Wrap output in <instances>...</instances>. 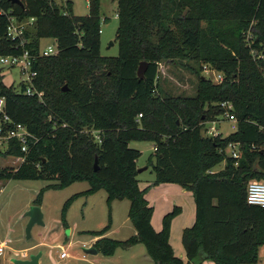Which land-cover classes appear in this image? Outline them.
<instances>
[{
    "label": "trees",
    "instance_id": "trees-1",
    "mask_svg": "<svg viewBox=\"0 0 264 264\" xmlns=\"http://www.w3.org/2000/svg\"><path fill=\"white\" fill-rule=\"evenodd\" d=\"M21 2L0 0V55L28 49L34 86L43 94L39 99L22 84L15 92L0 82L4 112L35 136L27 152L15 139L0 152L20 160L0 167V180H52L56 187L86 180L84 194L102 188L108 204L128 199L136 234L120 242L102 236L105 228L93 231L104 255L117 244L141 242L151 264H255L264 245V207L247 203L246 188L251 180L264 182V0H117L116 56L100 54V0H88L85 15L74 14L70 0ZM10 16L32 19L22 39L8 37ZM44 38L57 46L55 55H38ZM176 59L209 64L222 80L199 75L194 95L161 96L159 63ZM141 61L147 67L138 78ZM223 101L232 103L235 130L203 134L204 123L222 114ZM132 141L155 147L145 164L153 183L193 193L194 222L181 233L186 260L169 242V217L179 207L160 230L151 224L152 206L137 179L141 151ZM230 143L238 144V157L227 154Z\"/></svg>",
    "mask_w": 264,
    "mask_h": 264
},
{
    "label": "rangeland",
    "instance_id": "rangeland-1",
    "mask_svg": "<svg viewBox=\"0 0 264 264\" xmlns=\"http://www.w3.org/2000/svg\"><path fill=\"white\" fill-rule=\"evenodd\" d=\"M70 1L72 2L74 14H87L88 0ZM56 2L59 5H64L65 0H56ZM116 3L117 0H100V54L103 56L117 55L116 29L118 20L116 17ZM49 42H51L50 39L44 38L41 40L40 46L44 47ZM217 73L219 72L205 63L200 64L185 59L163 60L159 63L156 93L161 96H192L195 94L199 75L216 82ZM24 77L25 75L20 72L18 67L0 65V82L6 87H10L13 91H19L21 84H25ZM234 125V122L222 119V116L218 115L215 120L204 123L203 134H214L215 130L210 129L212 126L216 131L218 130V133L227 136L235 130ZM129 145L141 151V156L137 162L140 167H144L148 156L153 153L152 142L132 141ZM6 149L7 144L1 142L0 152L3 153ZM226 152L229 153L230 149H227ZM19 161L16 157L0 155V167L16 166ZM223 166L224 161L220 162L214 169L220 170ZM138 174L139 187L144 189L145 199L152 206L151 224L155 230L161 229L164 216L170 213L174 206L180 207L178 213L169 217V242L173 251L177 247L183 249L180 228L187 219L190 220L188 225H186L187 227L193 223L192 191L188 190L186 194L180 193L179 189L182 186L177 183H153L154 173L150 166H145V169ZM53 183L55 182L52 180L43 179L0 180V242L7 240L6 247L0 253V264H16L13 261L14 259L22 260L25 255L39 252L38 247L30 249L28 247L40 240L46 243H54L55 234H58V242L63 245H66L69 239L74 241L75 237L70 235L68 229L64 228L62 223V219L66 217V214L69 217L66 222L74 225L75 223L79 224L78 231L81 232H76V235H92L93 231H99L103 228L106 229L105 233H107L120 223L123 216H127L126 224H123L119 231L115 230L106 234V236L110 239L124 242L130 236L136 234V230L128 218L130 205L128 199H113L108 204L106 192L102 188L93 193L84 194L82 193L85 190L83 188H88L89 185L86 180L74 181L62 187L53 186ZM75 189L83 191L77 197L69 200L75 195ZM164 196L169 200L168 204L161 202L160 198H164ZM36 199L43 205V207L40 206L43 214V225H33L30 231V238L26 239L25 228L28 217L24 216V213L32 205L26 207V204ZM64 205L66 208L63 210ZM112 205H114L113 210ZM116 205L118 207H115ZM121 205H125V208L122 209ZM62 212L64 215H62ZM121 213L122 216H120ZM46 223H48L47 227ZM130 228L134 229L133 233ZM41 248L49 249L46 246ZM68 250L71 255L75 254L74 248ZM78 250L79 256L86 257L82 251V246H79ZM141 252L146 253L145 245L141 242L128 246L120 243L117 244L110 255H104L100 252L98 257L102 259L107 257L109 262L105 264H148L144 259H141ZM59 253L60 249H51L48 254L49 259L45 264H81L74 258L60 260L58 258ZM174 254L179 256L175 252ZM201 264H214V262L204 260Z\"/></svg>",
    "mask_w": 264,
    "mask_h": 264
},
{
    "label": "built area",
    "instance_id": "built-area-1",
    "mask_svg": "<svg viewBox=\"0 0 264 264\" xmlns=\"http://www.w3.org/2000/svg\"><path fill=\"white\" fill-rule=\"evenodd\" d=\"M9 24L7 27V35L11 39L20 38L22 39V35L28 23L32 21H17L14 17H9ZM101 32V28L99 29ZM23 40H21L22 43ZM58 52V48L54 42L47 43L44 47L40 46L39 56L46 57L55 55ZM34 56L30 54L28 49H24L22 53L19 54H8V55H0V65L2 66H15L18 67L20 72L25 75L24 77V89L27 95H37L39 99L41 98L43 92L38 91L34 86V79L37 74L36 70L32 68V61ZM216 83L222 80L221 73L216 74ZM220 107L222 108V119H227L235 123L234 127L236 128V118L232 112L233 106L229 101L220 102ZM140 114L138 115V117ZM210 129L215 130L214 134L217 135L218 130L214 127H210ZM12 139H15L19 143L20 150L22 152H27L28 143L35 139V136L28 131L25 125L21 123H14L9 116L4 112V98L0 97V143L4 142L8 145V142ZM238 144L230 143L227 149H230V152L227 154L238 157ZM153 150L155 147L153 146ZM246 201L249 204L258 205L264 207V182L261 180H251L247 184L246 188ZM4 242H0V253L3 251ZM59 256L61 258L66 257L67 253L62 249Z\"/></svg>",
    "mask_w": 264,
    "mask_h": 264
},
{
    "label": "crops",
    "instance_id": "crops-1",
    "mask_svg": "<svg viewBox=\"0 0 264 264\" xmlns=\"http://www.w3.org/2000/svg\"><path fill=\"white\" fill-rule=\"evenodd\" d=\"M137 166L140 167V165L138 164V162H137ZM215 171H217V170H215ZM83 189L86 190L87 188L84 187ZM81 191H83V190H76L75 189V194L81 193ZM179 192L186 194L188 192V190L185 189V188H183V187H181L179 189ZM160 200L164 204H168V201H169V200L166 199L165 196H164V198L161 197ZM113 202H115V201H113ZM148 203H149V201H148ZM31 204L32 205H37V206H39V208H40V206L43 207V205H42L41 202L39 204H35V203H33V200L31 202L30 201L27 202L26 207H28V205H31ZM113 206L114 205H112V210L114 208ZM115 207H118V205H116ZM120 207L122 209H124L125 208V205H121ZM194 207H195V205H194V199H193V222H194V213H195V208ZM120 216H122V213H121ZM112 217H113V215H112ZM42 220H43V214H42ZM67 220H69V217L66 214V217H64V219H62V223L64 224V228H67L68 229V232L70 233V235H72L73 237H75V240L73 241V240H70L69 239L66 242V245H63V244H61V243L58 242L59 241L58 240L59 236H57L58 234H55L56 238L54 239V243H46L45 241L40 240V241L32 244L30 247H28V249H30V248H37L38 247L39 252H41V255L38 258L37 264H45L46 261L49 259L48 254H49L50 250L53 249V248L60 249V252H61L62 249L67 252V256L66 257L61 258L58 255V258L60 260H65L67 258H74L77 262H80L81 264H105L106 262H109V259L107 257H104L103 259L101 257H98L99 254H100V252L97 249H96L97 252L95 254H89V253H85L83 251V248L94 246V242L96 241V239L99 238V236H93V235H90V234L89 235H85V234H78V235H76V232H81V231H78L79 224L78 223H75V225L74 224H70V223L66 222ZM126 221H127V216H123L121 218V221H120L119 224L115 225L114 228H112L109 232L104 233L102 236H106V234L112 233L115 230L116 231H119V228H121V226L123 224L125 225L126 224ZM189 221L190 220L187 219V220H185L183 222V224H182V226L180 228L181 229V231H180L181 233H182V230L187 227L186 225H188V222ZM47 226H48V223H46V227ZM131 231L133 233L134 232V229H131ZM29 238H26V239H29ZM6 241L4 242V248L6 247ZM1 242H3V241H1ZM44 246L49 247V249L41 248V247H44ZM79 246H82V251H83L84 255H86V257L79 256V250H78ZM263 246L264 245L259 246V249H258V260H257V262L255 264H264V247ZM67 248L68 249H73L74 248L75 249V254L74 255H71L70 252H69V250ZM173 252H175L177 255L181 256L180 258L186 260V254H185L184 248L182 249L181 247H177L176 250H174ZM34 253H36V252H34ZM140 254L142 255L141 256L142 257L141 259H144L145 262H148V264L151 263V259L147 256L146 253H142L141 252ZM28 256L29 255H25L24 259H27ZM131 264H134V263H131Z\"/></svg>",
    "mask_w": 264,
    "mask_h": 264
},
{
    "label": "water",
    "instance_id": "water-1",
    "mask_svg": "<svg viewBox=\"0 0 264 264\" xmlns=\"http://www.w3.org/2000/svg\"><path fill=\"white\" fill-rule=\"evenodd\" d=\"M7 1H9L12 4L22 5L21 0H7ZM110 44H112V42H110ZM146 67H147V63L144 61H141L138 64V67L136 70V75L138 78L144 77V72L146 70ZM94 169L95 170L97 169L96 159L94 161ZM143 169H145V167H138L137 172L140 173ZM24 216L28 217V222H27V225L25 228V237L29 238L30 237V231H31V228L33 225H35V224L43 225L42 213H41L39 206L31 205L28 208V210L24 213ZM83 251L85 253H89V254H95L97 252V250L94 246L83 248ZM40 255H41V252H37L35 254L29 255L27 259H22V260L14 259L13 261L16 264H37V261H38V258L40 257Z\"/></svg>",
    "mask_w": 264,
    "mask_h": 264
}]
</instances>
